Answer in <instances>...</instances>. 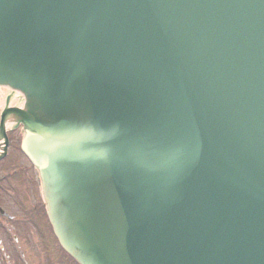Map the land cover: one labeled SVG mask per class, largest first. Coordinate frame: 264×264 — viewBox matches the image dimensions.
<instances>
[{
  "label": "water",
  "instance_id": "95a60500",
  "mask_svg": "<svg viewBox=\"0 0 264 264\" xmlns=\"http://www.w3.org/2000/svg\"><path fill=\"white\" fill-rule=\"evenodd\" d=\"M0 85L80 264H264V0H0Z\"/></svg>",
  "mask_w": 264,
  "mask_h": 264
},
{
  "label": "flooded vegetation",
  "instance_id": "af4514ba",
  "mask_svg": "<svg viewBox=\"0 0 264 264\" xmlns=\"http://www.w3.org/2000/svg\"><path fill=\"white\" fill-rule=\"evenodd\" d=\"M0 105V114L2 112L3 106ZM20 129H9L6 132V137L4 136L5 140L0 139V185L8 189V194L12 191V197L16 198L15 201L19 205V207L23 210L22 212L29 211V213H25V216L30 218L31 221L33 220L38 226L35 217L39 219V226L40 229L45 228V224L43 221L47 223V219L45 216L44 207L42 204V200L40 197V180L38 177V172L36 168L29 162V160L24 155L23 151L21 150L20 143H21V136ZM5 172L6 175L3 176L1 173ZM8 178H7V177ZM8 179V180H7ZM4 184V185H3ZM11 200V199H10ZM28 202V207L24 204ZM6 214H3V213ZM38 215V216H37ZM2 217L13 220L15 217L11 214H8L2 206H0V225L2 224ZM43 220V221H42ZM46 229V228H45ZM48 240L50 238L47 235ZM17 245L16 248L20 250V254L25 264H29L24 256V251L20 247L17 242L16 236L14 237ZM2 239L0 238V249L5 252V245L1 244ZM7 247V245H6ZM5 249V250H4ZM46 253H53L52 245H48V249ZM6 258L8 259L9 264H12L10 261V254H5ZM49 259H53L54 256L48 257ZM60 259L53 261L54 264H66V262H60ZM52 264V261L51 263ZM68 264V263H67Z\"/></svg>",
  "mask_w": 264,
  "mask_h": 264
},
{
  "label": "rangeland",
  "instance_id": "374dc122",
  "mask_svg": "<svg viewBox=\"0 0 264 264\" xmlns=\"http://www.w3.org/2000/svg\"><path fill=\"white\" fill-rule=\"evenodd\" d=\"M1 175L5 176L6 173L3 172ZM7 192L8 189L0 185V206H2L8 214L15 217L13 220L2 217L0 238L2 239L1 244H4L6 249H4L6 252L4 255L10 254V261L12 264H25L20 254V250L16 248L17 243L14 239L16 236L17 242L23 249L24 256L29 264H50L51 259H49L46 254L49 245L47 235H49L51 238V240H49L52 242V245H54L58 254L62 256L61 259L66 262L56 240L51 237L47 223L42 220L46 229H42L43 227L40 229L39 219L35 217L36 222L38 223V226H36L33 220L31 221L30 218L25 216V213H29V211H25V213L22 212L23 210L15 201L16 198L11 195L12 191L10 194ZM24 204L29 209L27 205L28 202H25ZM4 255L0 249V264H9L8 259ZM52 264H54L53 261Z\"/></svg>",
  "mask_w": 264,
  "mask_h": 264
},
{
  "label": "bare ground",
  "instance_id": "6f19581e",
  "mask_svg": "<svg viewBox=\"0 0 264 264\" xmlns=\"http://www.w3.org/2000/svg\"><path fill=\"white\" fill-rule=\"evenodd\" d=\"M9 88L6 87V86H3V87H0V105L3 104L4 102V97L6 95V93L9 92ZM15 101L19 104V105H22L23 104V101H24V95L21 94V93H18V96H15L14 97ZM14 101V100H13ZM15 103V102H14ZM2 107V106H1Z\"/></svg>",
  "mask_w": 264,
  "mask_h": 264
}]
</instances>
